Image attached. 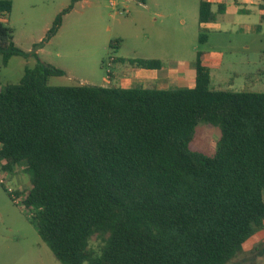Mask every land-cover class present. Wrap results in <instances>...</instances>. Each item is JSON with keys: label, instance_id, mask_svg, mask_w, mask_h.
I'll list each match as a JSON object with an SVG mask.
<instances>
[{"label": "trees", "instance_id": "trees-1", "mask_svg": "<svg viewBox=\"0 0 264 264\" xmlns=\"http://www.w3.org/2000/svg\"><path fill=\"white\" fill-rule=\"evenodd\" d=\"M214 18L202 0L199 22ZM13 34L0 21L5 66L26 55ZM64 74L37 64L0 91V169L33 172L24 207L62 264H228L264 228V92L213 88L200 53L191 89L48 84ZM201 121L222 129L213 156L189 148ZM97 233L109 234L100 251Z\"/></svg>", "mask_w": 264, "mask_h": 264}, {"label": "rangeland", "instance_id": "rangeland-1", "mask_svg": "<svg viewBox=\"0 0 264 264\" xmlns=\"http://www.w3.org/2000/svg\"><path fill=\"white\" fill-rule=\"evenodd\" d=\"M12 1L11 13L0 15V21L14 30L13 43L26 55L13 56L5 66L0 54V91L8 85H18L25 69L37 64L52 65L65 72L50 77V86L119 87L124 81L122 72L133 66L129 60L161 56L164 64L171 65L178 56L188 64L196 63L193 48L198 46L199 50L217 52L223 58L220 68L211 71L213 88L264 92V31L263 34L198 31L199 9L189 11L194 0ZM72 4V9L62 16L58 37L44 41L57 16ZM178 7H184L186 17L177 12ZM159 11L166 17H158ZM183 19L187 20L185 26L180 25ZM203 32L209 38L206 43L199 42ZM115 41L119 46L113 48L111 43ZM111 71L114 79L109 78ZM221 136L220 126L201 121L189 148L213 156ZM33 178L25 162L12 170L0 169V182L15 198L12 200L0 183V220L4 221L0 222V264H62L41 239L32 213L24 207ZM108 237L107 233H97L89 246L100 251ZM228 264H264V228Z\"/></svg>", "mask_w": 264, "mask_h": 264}, {"label": "crops", "instance_id": "crops-1", "mask_svg": "<svg viewBox=\"0 0 264 264\" xmlns=\"http://www.w3.org/2000/svg\"><path fill=\"white\" fill-rule=\"evenodd\" d=\"M202 0H194L193 6L190 7L191 13L196 12V7H200ZM211 4V10L215 15L214 20L206 23H200L198 25V31H207L213 34H227L244 31L245 34H252L255 31L263 34L264 31V0H204ZM13 2V1H12ZM145 3V0H143ZM222 9V10H221ZM182 16H185L184 7H178L177 10ZM158 17L162 19L166 17L162 12H156ZM229 15H233L230 17ZM190 16V15H189ZM191 17V16H190ZM194 17V16H193ZM191 19H193L191 17ZM187 20H180V25L185 26ZM62 29V27H61ZM58 34L54 37L57 38ZM193 29V28H191ZM178 31V29L176 30ZM202 35V39L200 36ZM199 36V42H208L209 38L206 33H201ZM53 38V39H54ZM249 47V46H245ZM177 50H174L176 53ZM193 52H196V58L198 54H201L202 64L210 70L211 81L213 69L220 68L223 58L217 52H209L199 50L198 46L193 48ZM161 55V54H160ZM191 55V54H190ZM192 57V56H191ZM146 59L159 60L162 62L161 69L148 70L139 68L137 66H131L126 68L124 73V81L121 82L123 88L142 87V88H156L162 90H169L170 87H185L194 88L196 85V63L190 62L188 64L183 58H174L173 64L166 65L163 63V57L151 56ZM114 62L116 60L114 59ZM115 64V63H114ZM112 73V78L115 76ZM122 86H119L122 88ZM3 223V220H0Z\"/></svg>", "mask_w": 264, "mask_h": 264}, {"label": "built area", "instance_id": "built-area-1", "mask_svg": "<svg viewBox=\"0 0 264 264\" xmlns=\"http://www.w3.org/2000/svg\"><path fill=\"white\" fill-rule=\"evenodd\" d=\"M112 62H113V59H112ZM2 182V181H1Z\"/></svg>", "mask_w": 264, "mask_h": 264}]
</instances>
